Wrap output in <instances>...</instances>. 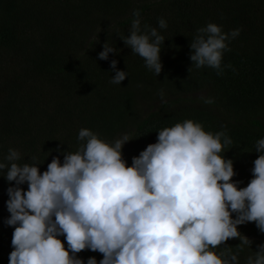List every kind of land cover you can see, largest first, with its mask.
Instances as JSON below:
<instances>
[{
  "label": "trees",
  "instance_id": "trees-1",
  "mask_svg": "<svg viewBox=\"0 0 264 264\" xmlns=\"http://www.w3.org/2000/svg\"><path fill=\"white\" fill-rule=\"evenodd\" d=\"M137 9L142 31L145 25L156 27L165 38L160 58L166 74L160 79L141 57L121 51L127 47L121 38L129 34ZM169 9L172 12L166 15ZM160 18L166 20V29L159 28ZM209 22L221 25L224 32L241 30L229 41L222 66L231 68L225 67L222 75L209 67L191 66L190 42ZM95 24L101 28L95 30ZM26 27L34 35L25 36ZM111 27L114 31L105 37L95 41L90 37L93 31ZM105 42L116 52L101 60L98 53ZM112 59L127 72L121 84L110 82L115 74ZM137 87L144 88L145 95L146 88L154 90L159 99L165 87L176 96L162 98L156 108L142 114ZM202 89L206 90L202 96H181ZM201 97L215 102L206 104ZM263 116L264 0H0V160L13 148L21 153L18 163H40L42 173L54 156L63 162L64 151H76L82 143L79 130L88 128L108 143L127 134L130 140L122 154L130 166L134 156L157 141L159 130L192 119L212 133L226 129L233 143L223 156L233 161L232 180L245 187L259 155L256 141L264 138ZM9 186L0 172V264H9L13 250L14 227L4 223L10 215ZM238 230L252 241L251 248L239 253V264H246L247 256L264 244V233L254 222L238 225ZM59 238L67 248L65 238ZM239 243L229 239L225 246L236 251ZM77 256L85 264L89 257L98 264L103 258L90 250Z\"/></svg>",
  "mask_w": 264,
  "mask_h": 264
},
{
  "label": "clouds",
  "instance_id": "clouds-1",
  "mask_svg": "<svg viewBox=\"0 0 264 264\" xmlns=\"http://www.w3.org/2000/svg\"><path fill=\"white\" fill-rule=\"evenodd\" d=\"M133 16L129 34L121 39L157 76L165 38L156 27L145 25L142 31L138 9ZM158 25L167 28L163 18ZM240 31L224 32L214 22L199 28L190 42L191 66L222 75L231 68L222 66L224 53ZM114 52L105 42L98 58L108 60ZM117 63L110 61L113 84L127 76ZM77 139L82 143L76 151H64L63 162L54 156L42 173L40 163H18L21 153L13 148L0 160L10 184L4 223L14 227L9 264H85L77 256L84 250L101 253L99 264H239V253L252 241L238 225L254 222L264 233V138L256 141L259 155L245 187L232 180L233 161L223 156L233 143L226 129L212 133L192 119L159 130L157 141L130 166L122 154L127 134L108 143L81 128ZM229 239L240 240L236 251L225 246ZM87 264L98 262L89 257ZM246 264H264V244Z\"/></svg>",
  "mask_w": 264,
  "mask_h": 264
},
{
  "label": "rangeland",
  "instance_id": "rangeland-1",
  "mask_svg": "<svg viewBox=\"0 0 264 264\" xmlns=\"http://www.w3.org/2000/svg\"><path fill=\"white\" fill-rule=\"evenodd\" d=\"M136 2H142L143 0H135ZM144 1H149V2H155V3H160L162 2V0H144ZM172 12V9H169L167 10V13L166 15L170 14ZM110 22V21H107V23ZM29 26V25H27ZM96 29L95 30H98L100 29L101 27H99L98 25H96ZM109 26H113V22H110V25ZM104 31V32H102ZM102 31H93L92 34H91V38H93V40L95 41L96 39H99V38H102V37H105L106 35L112 33L114 31V29L111 27V28H108V29H102ZM24 35L25 36H32L34 35L33 34V30L30 29L29 27H26L24 29ZM122 46H125L124 42H122ZM121 51H128L129 53L128 54H131V49L128 48V47H124L121 49ZM162 73L163 74H166V71L162 68V71L159 75H157L156 77L160 79V77H162ZM166 80V76H165V79L164 81ZM164 86V85H162ZM148 87V86H146ZM138 89L135 91V93L138 95L137 98H138V107L140 108V112L142 114L146 113L149 109H151L152 107L156 108L157 105L163 100L162 98L164 99H169V98H174L176 96L175 93L173 92H170V89H168L167 87L163 89H161V91H163V96H161V98L159 99V97L155 96L157 95L158 93L155 92L154 90H149L148 88H146V95L143 94V89L142 87H137ZM160 91V93H161ZM206 93V90L205 89H202V90H199L198 92H193V93H189V94H181V96H190V97H196V96H202L203 94ZM148 95V96H147ZM147 96V97H146ZM263 119H264V116H263ZM124 132L120 133L117 135V137L114 139V141H111L110 143H114L116 139L120 138ZM246 236V235H245ZM249 237H254V236H249Z\"/></svg>",
  "mask_w": 264,
  "mask_h": 264
}]
</instances>
